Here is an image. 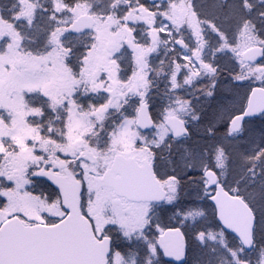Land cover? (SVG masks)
<instances>
[{
    "label": "snow or ice",
    "instance_id": "obj_1",
    "mask_svg": "<svg viewBox=\"0 0 264 264\" xmlns=\"http://www.w3.org/2000/svg\"><path fill=\"white\" fill-rule=\"evenodd\" d=\"M25 5L0 12V264H264V0Z\"/></svg>",
    "mask_w": 264,
    "mask_h": 264
},
{
    "label": "rangeland",
    "instance_id": "obj_2",
    "mask_svg": "<svg viewBox=\"0 0 264 264\" xmlns=\"http://www.w3.org/2000/svg\"><path fill=\"white\" fill-rule=\"evenodd\" d=\"M20 15H22L23 17H27L31 15V10L27 8V6L25 5L24 11L22 13H20ZM0 31H3L7 34V32L9 31H13V29H11L9 27V25L5 24V23H0ZM109 41H106V44L109 43ZM97 63H103V55L99 54L97 56ZM13 204L14 207H18V208H22L25 211H31L32 205L31 202L29 201V199L26 196L23 195H14L13 196ZM131 260V257H129V261Z\"/></svg>",
    "mask_w": 264,
    "mask_h": 264
},
{
    "label": "trees",
    "instance_id": "obj_3",
    "mask_svg": "<svg viewBox=\"0 0 264 264\" xmlns=\"http://www.w3.org/2000/svg\"><path fill=\"white\" fill-rule=\"evenodd\" d=\"M14 4H15V0H0V12H2L3 15L6 17L14 14L20 15V12H18L17 8L14 7Z\"/></svg>",
    "mask_w": 264,
    "mask_h": 264
}]
</instances>
